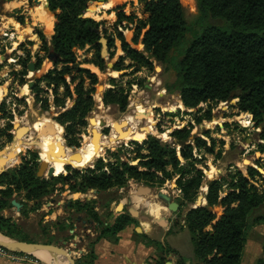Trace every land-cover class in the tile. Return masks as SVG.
I'll use <instances>...</instances> for the list:
<instances>
[{"label":"rangeland","instance_id":"1","mask_svg":"<svg viewBox=\"0 0 264 264\" xmlns=\"http://www.w3.org/2000/svg\"><path fill=\"white\" fill-rule=\"evenodd\" d=\"M37 2L15 0L12 4H17V7L13 6L12 9L7 7L8 3L0 4V153H12L13 146L19 141L23 142L18 154L13 157L15 163L0 171V176L23 166L24 156L33 159L37 155V178L41 182L53 185L55 178L73 173L75 177L78 171L77 183L81 184L86 171L95 169L99 161H104L107 166H116L119 161L134 166L140 152L148 154L145 143L157 137L165 148L176 151L181 165L177 169L168 168L174 176L162 186L127 180L125 185L105 192L94 188L86 193L71 192L70 188L65 187L56 189L54 194L36 202L27 200L26 191L13 189V193L7 195V205L0 211V216L12 220L17 226L16 235L19 237L28 241L40 240L64 251L75 264H88L96 241L108 225H115L121 214L138 219L140 223L151 221L154 219L153 214L156 216V211H159L158 231L164 234L166 232L161 228L171 225L166 246L160 250L159 260L165 258L167 264H178L180 258H185L188 264H203L195 257L194 244L185 222L188 213L192 209L208 206L206 196L209 184L215 181L222 185V198L238 188L243 178L251 183L249 188L260 193L264 191V127L254 121L252 113L240 110L238 99L187 109L179 93L167 92L165 86L174 79L171 72H167L165 64L158 62L152 54L145 52V48L139 46L143 44L144 34L148 31L145 29L140 35L139 28L146 24L145 0H121L122 4L125 2L122 6L111 2L99 3V0H83L75 4L77 9H69L74 5L70 0H39V5ZM47 2L53 3L54 9L51 7L49 10L52 17L46 10L47 6H43ZM180 2L188 24L192 25L199 14L197 0ZM97 4L99 7L92 10ZM63 6L69 11H76L80 18L95 22L96 29L101 32L100 38L107 41L106 58L102 56V45L97 42L96 45L100 47L87 45L74 48L75 62L72 64H64L61 60V64L56 65L51 60L50 56L54 53L45 48L41 35L45 37L48 47H51L59 16L56 17L53 11L62 14ZM45 13L51 21L46 19ZM46 21L51 24L49 29ZM124 44L143 54L153 66H144L129 59L124 53ZM31 63L39 65V68L35 71L33 67V71L28 73L27 67L29 70ZM65 66H69L72 72L66 77V83L73 97L60 107L56 101L65 99L67 86H50L45 77L55 69L62 71ZM119 69L121 71H117ZM158 69L161 71L158 72ZM20 73H24L25 78ZM89 74L98 78L95 88L89 86ZM83 82L85 91L94 89L95 109L87 118L88 125L83 135L78 137L80 148L71 149L78 151L99 133L106 138L108 147L105 146L100 156L85 162V165L65 164L58 172L51 173L47 164V168L42 171L47 161L45 151L38 144H28L39 142L41 135L53 134L60 136L64 147H68L64 139V128L57 123L56 117L75 105L79 97L77 87ZM100 85L103 86V92H98ZM111 90L127 96L128 106L125 111L117 105L104 104V96ZM138 106L147 109V117H141L136 129L142 131L151 126L153 131L109 146L108 138L116 132L113 123L124 122L128 115L136 118ZM98 119L105 122V127H100L96 122ZM22 129H25V133L19 140L18 132ZM177 131L189 137L188 141L181 144L177 136H174ZM163 135L167 139H162ZM198 139L205 141L206 147H197ZM188 147L193 150V158L189 161L183 158V150L187 151ZM107 170L109 167L106 169L109 173ZM250 170L257 171V174L250 177ZM189 171L193 175L202 171L204 175L203 185L193 203L184 200L178 187L179 179H183L181 174ZM59 183L60 187L64 185L63 182ZM145 189L149 190L147 195L142 193ZM79 195L83 197L79 198ZM148 202L153 203L149 205ZM213 212L218 218L224 214L222 207L214 208ZM248 224L250 230L241 264H260L264 260V204L253 209ZM211 230L209 227L208 231ZM172 238H178L176 244H173ZM65 262L70 264L66 258Z\"/></svg>","mask_w":264,"mask_h":264},{"label":"trees","instance_id":"2","mask_svg":"<svg viewBox=\"0 0 264 264\" xmlns=\"http://www.w3.org/2000/svg\"><path fill=\"white\" fill-rule=\"evenodd\" d=\"M13 1L15 0H0V4H12ZM70 1L74 2V5L69 9H77L75 4L83 0ZM197 2L198 17L189 25L180 0H145L146 24L139 28L140 35L148 29L143 38L145 52L166 65V71L171 72L174 79L167 83L165 89L170 94L179 93L187 109H196L207 103L228 102L232 99V94L237 92L240 110L243 113H252L254 121L260 127H264V0H197ZM51 7L54 9L53 3H50ZM97 7H93L92 10ZM96 26L91 19L80 18L76 11H69L63 6V13L57 17L52 49L41 35L45 48L47 47L50 52L52 50L55 55L51 60L56 65L61 64V60L64 64L74 63V48L96 45L101 40ZM124 53L129 59L141 65L153 66L143 54L128 48L127 44H124ZM35 68L37 70L39 65L35 64ZM70 70L69 66H65L62 71L55 69L45 77L50 86L60 87L62 84L67 86L65 99L56 101L60 107L73 97V92L66 83V77L72 74ZM20 75L25 78L24 73ZM89 81L91 88L98 85V78L94 74H89ZM84 85L83 82L77 87L79 97L75 105L56 117L57 123L64 128L59 126L63 129L68 147L75 149L80 148L78 137L83 135L88 125L87 118L95 109L94 89L85 91ZM104 104L117 105L125 111L128 98L124 93L111 90L105 94ZM174 136H177L181 144L189 139L182 131H177ZM196 143L197 147H206V142L202 139H198ZM145 145L148 146V154L140 152L136 159L137 165L132 166L119 161L116 166H107L104 161H99L95 169L86 171L81 184L77 183L78 171L75 177L73 173L62 175L61 179L55 178L53 185L41 182V179L37 178L38 156L34 155L33 159L25 158L23 166L4 172L0 176V187L6 189H0V211L7 205L5 202L7 195L13 193V189L26 191L27 200L36 202L54 194L56 189L65 187L70 188L71 192L86 193L90 188L105 192L125 185L127 180L162 186L174 176L168 168L177 169L181 161L175 150L165 148L157 138L146 142ZM192 151V147H188L187 151L183 150L184 160L189 161L193 158ZM108 167L109 173L106 172ZM198 173L193 175L189 171L181 174L183 179L178 181V187L187 202H194L203 185V172ZM249 174L253 177L257 171L250 170ZM59 182H63L64 185L58 186ZM250 184L243 178L238 188L222 198L220 182L210 183L206 196L208 206L192 209L188 213L185 222L194 244L195 257L200 263H242L250 230L248 217L253 209L264 204V191L260 193L254 188L253 190L249 188ZM216 207H222L224 210L220 218L213 212ZM131 224H137V221L129 215L121 214L115 225H108L98 240L118 236ZM209 227L212 228L211 231H208ZM16 230L17 226L12 220L0 216L1 234L26 243L49 245L40 240L28 241L21 238L16 235ZM157 246L160 250L163 249L161 245ZM94 262L93 252L88 264ZM157 264H167V261L161 258ZM178 264H188V260L180 258ZM260 264H264V260Z\"/></svg>","mask_w":264,"mask_h":264},{"label":"bare ground","instance_id":"3","mask_svg":"<svg viewBox=\"0 0 264 264\" xmlns=\"http://www.w3.org/2000/svg\"><path fill=\"white\" fill-rule=\"evenodd\" d=\"M108 2H111V3L115 4L116 6H122L125 3L124 2L122 4L121 0H109ZM37 4L39 5V0H38ZM16 5L17 4L8 3L7 7L12 9V7L16 6ZM46 10H48L47 7H46ZM49 14L52 17V14L50 11H49ZM45 16H46V19H49L51 21L50 16H48L46 13H45ZM45 24H46V27L48 29L51 27V24L49 22L46 21ZM31 71H33V67H32ZM98 99L101 100V98L99 96H98ZM181 105H179V107H183ZM170 109H171V107H170ZM172 111H173V109H172ZM142 116L144 118L147 117V109L143 106H138L136 118H133V117L128 115V117H126L124 122H121L118 124L113 123V128L116 132L112 133L111 136L108 138L107 143L109 144V146H113L117 143H120L122 140H123V142L129 141V140H131V137H140L142 134H144V135L150 134L153 131L151 126L144 128L142 131L139 130L140 132L136 129V128H138L137 123H138V121H141ZM96 122L99 123L100 127H105V122H103L101 119H98ZM24 133H25V129L19 130V132H18L19 140L24 135ZM98 135H95L94 139L88 140L85 143V145L81 149H79L78 151H74L73 149L66 150L64 145H63L61 137L57 136V135H53V134L41 135L39 142L32 141L31 144H28V145L34 146L35 144H38L39 147H42L43 150L45 151L46 155H47V161L45 163L50 166L49 169H50L51 173H56L65 164L83 163V165H85L84 164L85 162L86 163L91 162L95 159V157L100 156L103 153L104 147L107 146V144L105 143L106 138H104L102 135H99V136ZM162 139H167V136L163 135ZM22 144H23V142H21V141L16 143L13 146L12 153H7V152L4 154L0 153L1 154L0 155V171H2L4 168L10 166L11 164L15 163V158H13V157H15V154H18L19 147H21L20 145H22ZM23 147H25V146H23ZM49 161L52 163H50ZM51 173H50V175H51ZM151 203H153V202H148V204H151ZM159 215H160V212L156 211V217H158ZM31 255L37 257L38 259H40L45 264H67L65 262V258L67 259V261H69L70 264H73L72 260L68 256H66L65 254H62V258L60 260H57L56 258H52L49 255H43L41 253H33Z\"/></svg>","mask_w":264,"mask_h":264},{"label":"crops","instance_id":"4","mask_svg":"<svg viewBox=\"0 0 264 264\" xmlns=\"http://www.w3.org/2000/svg\"><path fill=\"white\" fill-rule=\"evenodd\" d=\"M153 218L149 222L140 223L138 219L133 218L137 221V224L127 226L118 236H108L97 240L93 251L95 254L94 264H157L160 254L157 245L166 246L167 233L170 232L171 225L161 228L166 232L163 234L157 229V225H160L158 222L159 217L153 214ZM177 240L178 238H172L171 241L176 244ZM0 264L16 263L0 259Z\"/></svg>","mask_w":264,"mask_h":264},{"label":"water","instance_id":"5","mask_svg":"<svg viewBox=\"0 0 264 264\" xmlns=\"http://www.w3.org/2000/svg\"><path fill=\"white\" fill-rule=\"evenodd\" d=\"M109 0H99V3H107ZM48 5H47V8L48 10L51 11V8H50V2H47ZM99 4H97L98 6ZM96 6V7H97ZM52 13V12H51ZM54 15L57 17L58 15H60L59 12H55L53 11ZM14 16H16L14 14ZM83 18V17H81ZM92 30V28H91ZM99 34L101 33L99 30L97 31ZM101 45H102V56L104 58H106L108 56V46H107V41L105 39H101L100 42H99ZM141 48H145L144 44H140L139 45ZM53 55H51V59H52ZM32 67H34V70L36 71V68H35V63H31L30 66H29V71L32 70ZM161 69H158V72H160ZM103 88L102 85H100L98 87V92H103L101 91ZM105 91V90H104ZM232 98V101L234 100H239V94L237 92H234L231 96ZM101 135V134H99ZM98 135V136H99ZM159 139V137H157ZM65 149L68 150V149H71L67 146H65ZM138 162L134 163V165H137ZM47 166V164H44L43 165V170L45 169V167ZM47 168V167H46ZM42 171H40V177H41V173ZM144 194H148L149 193V190L148 189H145L143 190ZM79 198L80 197H83V195H79L78 196ZM218 207H216L217 209ZM133 215H136V213L133 212ZM62 243H64V245H67L66 242L64 241H61ZM0 247L2 248H5L6 250L8 251H12V252H18V253H26V254H33V253H41L43 255H49L50 257L52 258H56L57 260H60L62 258V254H64V251H61L59 248H54V247H51L49 245H44V244H34V243H26V242H22V241H19V240H16V239H13L11 237H8L4 234H1L0 233ZM73 264L74 261L72 260Z\"/></svg>","mask_w":264,"mask_h":264},{"label":"built area","instance_id":"6","mask_svg":"<svg viewBox=\"0 0 264 264\" xmlns=\"http://www.w3.org/2000/svg\"><path fill=\"white\" fill-rule=\"evenodd\" d=\"M0 257L15 263H34L39 264V260L36 259L37 257L26 254V253H18L8 251L5 248L0 247Z\"/></svg>","mask_w":264,"mask_h":264},{"label":"flooded vegetation","instance_id":"7","mask_svg":"<svg viewBox=\"0 0 264 264\" xmlns=\"http://www.w3.org/2000/svg\"><path fill=\"white\" fill-rule=\"evenodd\" d=\"M53 55V54H52ZM51 57V56H50ZM55 58V55H53L52 59ZM20 59V58H19ZM29 78V77H28ZM10 132V131H9ZM8 132V133H9ZM26 158V156H24ZM38 161V160H37ZM68 167V166H67ZM1 189V188H0ZM3 189V188H2Z\"/></svg>","mask_w":264,"mask_h":264}]
</instances>
